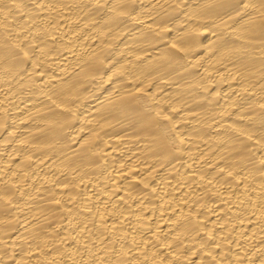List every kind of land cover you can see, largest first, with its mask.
<instances>
[{"label":"bare ground","instance_id":"6f19581e","mask_svg":"<svg viewBox=\"0 0 264 264\" xmlns=\"http://www.w3.org/2000/svg\"><path fill=\"white\" fill-rule=\"evenodd\" d=\"M0 264H264V0H0Z\"/></svg>","mask_w":264,"mask_h":264}]
</instances>
